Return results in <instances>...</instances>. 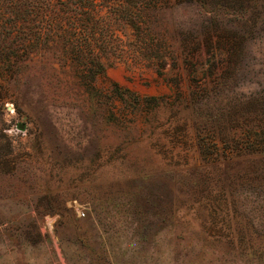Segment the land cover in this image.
I'll return each instance as SVG.
<instances>
[{
  "label": "rangeland",
  "instance_id": "374dc122",
  "mask_svg": "<svg viewBox=\"0 0 264 264\" xmlns=\"http://www.w3.org/2000/svg\"><path fill=\"white\" fill-rule=\"evenodd\" d=\"M140 1L155 12L140 17L162 67L133 59V43L144 52L145 42L114 5L97 6L111 39L90 91L56 50L46 62L58 71L40 58L11 69L0 61V264H259L229 245L249 241L234 234L245 224L232 209L236 179L262 164L208 161L199 147L208 118L191 103L193 86L225 55L205 51L196 65L173 68L176 32L157 9L182 0ZM191 6L174 11L178 22ZM163 37L173 51L156 49Z\"/></svg>",
  "mask_w": 264,
  "mask_h": 264
},
{
  "label": "trees",
  "instance_id": "16d2710c",
  "mask_svg": "<svg viewBox=\"0 0 264 264\" xmlns=\"http://www.w3.org/2000/svg\"><path fill=\"white\" fill-rule=\"evenodd\" d=\"M77 1L0 0L2 65L7 64L11 69L18 63L40 58L43 66L58 71L56 62H46V54H55L56 50L59 65L90 91L93 80L108 66L102 49L111 39L107 32H101L107 21L97 6L110 11L114 5L118 17L135 29V39L145 42L144 52L141 45L133 43L130 52L133 59L140 62L154 59L162 67L166 58L163 54H153L140 17L141 12L145 13L147 23L155 12L151 14L142 1L117 0L116 4H109L110 0ZM86 1L92 4L87 6ZM182 5L186 8L192 5L195 10L178 22L173 13ZM157 11H167L176 32L173 68L182 59L196 65L205 51L211 53L210 58L216 52L225 55L221 63L210 64L209 74L191 91V103L200 104L199 109L208 118L209 130L199 142L200 153L208 161L233 156L259 158L262 167L257 172L237 177L232 204L234 213L245 219V224L237 227L234 234L249 241L244 246L239 242L240 246L229 247L264 264V0H182L168 8L160 6ZM231 15H237L240 21L231 19ZM156 41V49L170 47L173 51V44L167 45L166 38ZM136 50L143 56L135 54ZM26 80H29L27 76L22 78V83ZM157 99L152 97L147 101Z\"/></svg>",
  "mask_w": 264,
  "mask_h": 264
},
{
  "label": "built area",
  "instance_id": "2783aa9c",
  "mask_svg": "<svg viewBox=\"0 0 264 264\" xmlns=\"http://www.w3.org/2000/svg\"><path fill=\"white\" fill-rule=\"evenodd\" d=\"M78 211H79V214H80L81 216H85V215H86L85 212H84L83 210H79V209H78Z\"/></svg>",
  "mask_w": 264,
  "mask_h": 264
},
{
  "label": "water",
  "instance_id": "95a60500",
  "mask_svg": "<svg viewBox=\"0 0 264 264\" xmlns=\"http://www.w3.org/2000/svg\"><path fill=\"white\" fill-rule=\"evenodd\" d=\"M19 127H20L22 130L25 129V126H24L23 124H21Z\"/></svg>",
  "mask_w": 264,
  "mask_h": 264
}]
</instances>
